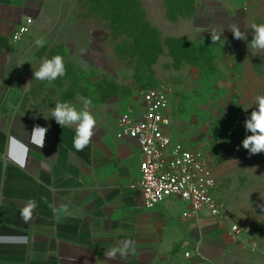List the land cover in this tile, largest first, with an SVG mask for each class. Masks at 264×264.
<instances>
[{"label": "rangeland", "instance_id": "rangeland-1", "mask_svg": "<svg viewBox=\"0 0 264 264\" xmlns=\"http://www.w3.org/2000/svg\"><path fill=\"white\" fill-rule=\"evenodd\" d=\"M166 1L172 14L189 7V0ZM195 3L213 10L211 27L190 43L160 34L157 58V50L148 49L154 45L150 35L141 36L130 25L114 27L102 12L103 1L42 0L29 33L7 51L4 87L11 106L29 115L51 112L57 102L79 110V98L91 97L94 117L109 119L135 110L144 92L165 91L173 141L206 158L222 204L217 218L201 213L186 220L185 206L173 202L175 212L184 210L180 264H192L193 258L200 264H264V153L250 157L242 147L250 134L244 121L255 97L264 95V53L250 45L251 25L264 23V0ZM158 4L143 0L149 9ZM232 24L247 32L248 40L234 39ZM213 34L220 37L216 43ZM38 37L46 39L43 47H36ZM57 54L66 75L53 82L34 80L41 61Z\"/></svg>", "mask_w": 264, "mask_h": 264}, {"label": "crops", "instance_id": "crops-1", "mask_svg": "<svg viewBox=\"0 0 264 264\" xmlns=\"http://www.w3.org/2000/svg\"><path fill=\"white\" fill-rule=\"evenodd\" d=\"M158 1L153 10L139 0L145 21L163 38L194 41L198 31L212 25L208 6L171 22L163 0ZM41 3L0 0V264H180L184 210L175 212L173 200L152 210L142 207L132 188L140 177L138 147L116 138L121 115L95 116L91 144L77 151L75 126L62 128L52 111L29 115L8 102L3 76L7 51L16 44L11 36L27 18L35 22ZM36 125L48 128L42 149L31 140ZM29 199L37 207L25 223L19 213ZM126 239L135 241L134 252L105 256Z\"/></svg>", "mask_w": 264, "mask_h": 264}, {"label": "built area", "instance_id": "built-area-1", "mask_svg": "<svg viewBox=\"0 0 264 264\" xmlns=\"http://www.w3.org/2000/svg\"><path fill=\"white\" fill-rule=\"evenodd\" d=\"M33 23L32 18L21 22L11 41H21ZM18 33L20 40L14 41ZM169 108L167 93L151 89L142 94L135 110L122 114L118 120L116 138L134 141L141 158L140 177L132 188L138 190L145 210L173 200L185 206V219L201 213L217 218L222 213V204L216 197L214 172L197 149L173 141Z\"/></svg>", "mask_w": 264, "mask_h": 264}, {"label": "clouds", "instance_id": "clouds-1", "mask_svg": "<svg viewBox=\"0 0 264 264\" xmlns=\"http://www.w3.org/2000/svg\"><path fill=\"white\" fill-rule=\"evenodd\" d=\"M232 32L233 38L236 40H248L247 32L241 31L237 24H232L228 27ZM25 31V30H21ZM252 39L250 42L251 48L258 53H264V23L251 25ZM20 34L13 37L14 41H19ZM213 43H216L220 37L213 34L211 35ZM46 43L44 37H38L35 40L36 47H43ZM34 80L53 82L60 77L66 75V67L63 56L57 54L51 58L45 57L37 70L33 72ZM83 107L77 109L75 106L68 102H57L52 109L51 118L60 125L62 128L66 126H75V136L73 138V146L77 151H83L88 147L92 138L95 135L97 120L91 112L93 99L91 97L79 98ZM46 119V118H45ZM244 127L246 135L242 140V147L248 151L249 156L264 153V95H257L255 97V107L251 114L245 119ZM48 128L36 125L33 127L31 133L32 143L42 149L45 145V138ZM23 167V164H21ZM37 207L34 199H29L25 206L21 209L19 215L21 219L27 223L32 219L33 213ZM55 212V210H54ZM67 214V208H64ZM59 220V216H57ZM135 241L126 239L120 246L112 247L107 250L105 256L109 259H115L118 255L126 257L129 252L135 251Z\"/></svg>", "mask_w": 264, "mask_h": 264}, {"label": "trees", "instance_id": "trees-1", "mask_svg": "<svg viewBox=\"0 0 264 264\" xmlns=\"http://www.w3.org/2000/svg\"><path fill=\"white\" fill-rule=\"evenodd\" d=\"M90 4L95 3L98 0H87ZM104 2L103 13L107 15L110 19L111 24L117 28H123L126 26H131L135 29L136 33L141 36L150 35L152 39L153 46H149L148 49L155 48L157 50L155 57L160 56V34L156 29L151 27L146 21L145 16L141 10L139 0H101ZM189 7L185 8L186 12H180L178 14H172V9L167 4L165 0L167 18L171 22H176L179 18L191 15L196 8L195 0H189ZM179 42H189L184 38H179ZM190 43V42H189Z\"/></svg>", "mask_w": 264, "mask_h": 264}]
</instances>
